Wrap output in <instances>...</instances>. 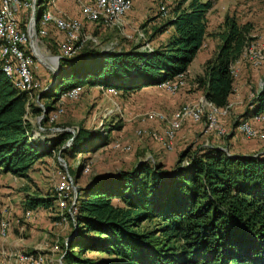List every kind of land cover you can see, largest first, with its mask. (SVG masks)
<instances>
[{"label": "trees", "instance_id": "trees-1", "mask_svg": "<svg viewBox=\"0 0 264 264\" xmlns=\"http://www.w3.org/2000/svg\"><path fill=\"white\" fill-rule=\"evenodd\" d=\"M210 6L208 0H177L156 29L171 28V35L150 50L135 45L102 51L86 42L75 55L60 57L54 82L38 98L44 110L40 126L54 122L49 115L57 109L58 97L72 87H112L128 94L186 77L207 34L218 39L216 50L192 82L207 102L225 107L232 92L230 65L250 41V27L224 15L219 29L207 33ZM49 29L59 55L60 33L48 26L42 38ZM40 90L20 91L0 71V173L27 177L31 165L47 154L30 141L28 117L41 113L34 102ZM255 101L253 113L264 108V89ZM68 137L67 132L58 133L50 149ZM86 138L87 132L80 130L61 154L98 145ZM54 199V194L27 196L23 209H47ZM74 208L72 217L64 210L74 227L60 246L62 264H264V155L232 156L218 147L186 146L169 169L144 161L96 177L80 190ZM145 221H153L149 229L141 228ZM86 252L109 259L99 263Z\"/></svg>", "mask_w": 264, "mask_h": 264}, {"label": "rangeland", "instance_id": "rangeland-1", "mask_svg": "<svg viewBox=\"0 0 264 264\" xmlns=\"http://www.w3.org/2000/svg\"><path fill=\"white\" fill-rule=\"evenodd\" d=\"M160 1L129 0V8L121 16L123 26L118 29L102 28L85 20L80 12L79 4L72 0H47V9L53 14L57 9H63L65 15L76 18L84 26L86 32L96 38L97 44L93 46L90 44V48L102 51H105V47H108L107 51L128 50L138 45L139 50H148L147 47L159 46L171 35L168 29L161 32H156V29L169 16L177 0H164L167 9L164 15L157 14ZM208 1L211 6L206 13L207 33L216 32L219 29L224 15L232 16L236 23L248 24L250 27L248 33L250 41L230 65L233 78L232 92L226 106L220 109L223 113L216 114L217 124L224 131L223 134L216 135L211 130H205L202 119L193 122L187 118L174 132L169 150L162 147V141L154 140L149 136L151 131L163 135L165 123L158 116L152 119H141L145 113L151 112L160 114L162 117H169L184 103H196L195 101L203 96L196 93L198 90L192 82L194 76L188 77L187 74L184 79L186 83L172 93L157 86H146L145 88H153L156 91L153 97L150 95L152 92L147 93L146 96L138 94V97H134L132 93L112 94L108 92L105 94L99 86L83 87L76 99L65 100L61 103L62 112L53 123L44 125L49 127L40 126L42 130L38 129L35 123L40 114L28 117L32 130L37 132V135L31 132L30 141L36 142L37 144L34 145L39 150L46 151L47 154L31 165L27 177L0 173V207L6 200L12 204L8 214V233L4 236L5 238L0 237V252L2 249L5 254V257L0 256V264H7L9 250L24 249L12 242L22 243L25 239L29 240L30 236L26 233L33 236L32 246L36 243L42 244L44 239L50 244L56 240L58 250L51 256V262L62 264L63 247L60 246L65 245L67 238L72 236L74 224H70L68 220H59L58 207L54 201L47 209L33 210L34 216L29 219L28 225L26 224L28 220L24 221L23 211L25 209L22 205L27 196L53 198L58 173H67L72 178L74 190L67 199L69 206L72 200L75 203L80 190L87 187L89 183L91 184L96 177L112 175L121 170H130L136 163L144 161L149 164H159L162 169H169L173 166L179 152L186 146L218 147L232 156L264 155V136L246 138L235 127V121L243 116H246L247 120L252 123L250 118L257 104L255 100L264 89V0ZM40 7L41 3L37 0L35 16ZM93 27L96 28L93 30ZM47 35L45 38H39L36 46L41 60L51 65L55 63V59L50 57L57 54L54 31L49 29ZM203 42L205 45H201L187 67L190 75L198 72L204 62L213 56L218 39L207 34ZM33 72L40 89L48 86L54 79L49 69L37 59H35ZM185 91L195 95L189 102L186 100L191 99V95L186 98ZM155 98H159L160 102L154 100ZM37 102L40 103L38 99ZM254 126L264 135V123ZM136 129H142L144 133L136 135ZM80 130L87 132L85 139L87 143H98V145L89 151L61 154L60 150L71 147L72 138ZM61 132H67L71 137H68L60 147L51 150V141ZM32 135L35 136L32 137ZM114 144H119L120 147L128 146L129 149L122 150L114 147ZM85 145L88 144L85 143ZM88 147L86 146L85 149H89ZM74 209L70 208L72 215ZM152 223L153 221L149 224L145 221L141 223V228L149 229ZM24 250H29V248ZM85 256L99 263L109 259L95 252H86Z\"/></svg>", "mask_w": 264, "mask_h": 264}, {"label": "built area", "instance_id": "built-area-1", "mask_svg": "<svg viewBox=\"0 0 264 264\" xmlns=\"http://www.w3.org/2000/svg\"><path fill=\"white\" fill-rule=\"evenodd\" d=\"M79 4L80 12L85 20L97 24L96 26L106 29H118L123 26L121 16L129 8V0H72ZM37 0H0V71L11 80L13 85L20 91L29 93L30 90L39 88L40 85L34 78L35 58L31 52L30 39L28 36L29 25L32 29V40L34 47L37 49V41L47 33V27L52 26L60 33L58 43L59 56L71 57L86 43L96 45V38L86 32L84 26L74 17L67 16L61 9H57L53 14L47 9V0H39L41 7L37 16H35V5ZM161 15L166 14L164 0L160 1L157 12ZM32 21V23H31ZM147 46V44H145ZM150 50V47H147ZM109 50L108 47L104 48ZM231 72V70H230ZM185 75H179L173 81H164L155 86L164 88L172 93L178 87L183 86ZM102 92L115 94L116 90L112 87L99 86ZM81 87H72L60 94L56 102V110L49 115V122L54 121L62 112L61 103L65 100H74L78 97ZM36 97V96H35ZM35 104L36 99L34 98ZM196 103H184L177 110L173 111L169 117H162L160 114L145 113L141 119H152L160 117L164 120L165 128L163 135L151 131L149 136L154 140L162 141V147L166 150L171 148V141L174 132L177 131L185 119L193 122L203 120L205 130H211L216 135H222L223 130L217 124L216 114L223 113L221 108H216L207 102L204 97H199ZM39 106V105H38ZM42 110V108H41ZM41 114V113H40ZM250 123L246 116L238 118L236 128L246 138L260 137L264 135L256 129L254 125L264 123V108L259 112L251 114ZM29 121V120H28ZM40 126V125H39ZM39 126L38 129H39ZM42 130V128H41ZM33 134L37 135V132ZM144 133L142 129H136L135 134ZM34 135H32L33 137ZM31 139V138H30ZM114 147L128 150V146L120 147L114 144ZM74 186L70 175L67 173H58L57 180L54 185L53 194L54 201L58 207V214L63 221H67L63 217L66 210L72 217L70 208L74 209L73 200L67 205V199L73 193ZM11 205L7 200L0 207V237L5 238L9 227V211ZM24 221L33 218V211L25 209L23 211ZM1 244V243H0ZM58 250L56 240L48 243L45 239L42 244H35L29 250L15 251L9 250L7 264H53L51 256ZM1 257H5L4 251L1 249ZM57 259L55 260V262Z\"/></svg>", "mask_w": 264, "mask_h": 264}, {"label": "crops", "instance_id": "crops-1", "mask_svg": "<svg viewBox=\"0 0 264 264\" xmlns=\"http://www.w3.org/2000/svg\"><path fill=\"white\" fill-rule=\"evenodd\" d=\"M62 11H63V9H61ZM64 12V11H63ZM96 27H93L92 29L94 30ZM168 30H169V32L171 33L172 32V29L171 28H168ZM204 41V40H203ZM164 44V42L161 44V45H163ZM204 44V42H202V45ZM205 45V44H204ZM188 67V66H187ZM201 71H202V67H201V69L200 70H198V72H196V73H194V74H188V72H187V68H186V74L188 75V77L190 76V77H193V76H196V75H199V74H201ZM148 87H150V86H148ZM141 88V89H139L138 91H135V92H133L132 94H133V96L134 97H138L137 95L138 94H144L145 96L147 95V93H151L150 95H152L151 97H153L155 94H156V91L153 89V88ZM186 91H188V90H186ZM185 91V93H187ZM196 93H200V95H202V91L201 90H198V92H196ZM131 94V93H130ZM189 95H191V94H189V93H187V94H184V96H186V98H188L189 97ZM195 95H193V93H192V95L190 96L191 97V99L190 98H188L186 101H191L192 100V97H194ZM154 100H157L158 102H160L159 100V98H155ZM29 120V119H28ZM30 121V120H29ZM35 123H36V121H35ZM29 223H30V221L28 220L27 221V223L26 224H28L29 225ZM26 235H28V236H30V238H28L29 240H26L25 239V241L24 242H22V243H19L18 241H15V242H12L14 245H16V246H22L24 249H26V248H31L32 247V245H33V236H31V234L30 233H26ZM8 241V240H7ZM8 242H11V241H8ZM19 244V245H18ZM35 245V244H34Z\"/></svg>", "mask_w": 264, "mask_h": 264}, {"label": "water", "instance_id": "water-1", "mask_svg": "<svg viewBox=\"0 0 264 264\" xmlns=\"http://www.w3.org/2000/svg\"><path fill=\"white\" fill-rule=\"evenodd\" d=\"M31 23H32V21H31ZM32 25V24H31ZM31 25H29V29H28V36H29V39H30V46H31V52H32V54H33V56H34V58L35 59H37L42 65H44L45 67H47L48 69H49V71L52 73V75H53V78L55 79V77H56V75H57V71H56V67H57V61H58V59L60 58V56L59 55H54V58H55V63L54 64H51V65H47L43 60H41V58L37 55V49H36V47H34V43H33V40H32V29H31ZM51 63V62H50ZM54 79H53V81H51V83L48 85V86H46V87H44L43 89H41L38 93H37V95H36V97H35V99H36V102H37V99L39 98V95L43 92V91H45L53 82H54ZM38 103V102H37ZM38 105H39V107H40V109L42 108V112H41V114L36 118V125L37 126H39V122H40V120L42 119V116H43V113H44V110H43V106L40 104V103H38ZM39 129L41 130V127L39 126ZM75 193V192H74ZM75 195V194H74ZM73 198H75V196H73ZM67 239H69V237L67 238Z\"/></svg>", "mask_w": 264, "mask_h": 264}, {"label": "bare ground", "instance_id": "bare-ground-1", "mask_svg": "<svg viewBox=\"0 0 264 264\" xmlns=\"http://www.w3.org/2000/svg\"><path fill=\"white\" fill-rule=\"evenodd\" d=\"M37 55L39 56L38 50H37ZM40 57V56H39ZM50 58H54V57H50ZM55 59V58H54Z\"/></svg>", "mask_w": 264, "mask_h": 264}]
</instances>
